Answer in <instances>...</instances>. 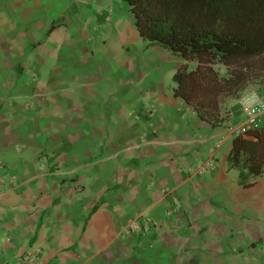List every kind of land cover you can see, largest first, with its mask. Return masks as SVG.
Returning <instances> with one entry per match:
<instances>
[{
    "label": "crops",
    "instance_id": "0c3cea01",
    "mask_svg": "<svg viewBox=\"0 0 264 264\" xmlns=\"http://www.w3.org/2000/svg\"><path fill=\"white\" fill-rule=\"evenodd\" d=\"M128 12L0 0V264H264V112L229 132L264 103V55L236 85L195 75L189 104L166 85L187 62L165 70Z\"/></svg>",
    "mask_w": 264,
    "mask_h": 264
},
{
    "label": "trees",
    "instance_id": "16d2710c",
    "mask_svg": "<svg viewBox=\"0 0 264 264\" xmlns=\"http://www.w3.org/2000/svg\"><path fill=\"white\" fill-rule=\"evenodd\" d=\"M126 2L140 37L149 46L162 47L187 62L175 71L173 82L175 97L189 104L198 89L195 75L211 80L219 74L214 67L222 65L230 74V86L236 85L248 76L243 69L252 68L254 60L264 55V0ZM190 63L196 66L190 68ZM213 106L212 100L203 103V107ZM201 117L212 121L202 112Z\"/></svg>",
    "mask_w": 264,
    "mask_h": 264
},
{
    "label": "built area",
    "instance_id": "2783aa9c",
    "mask_svg": "<svg viewBox=\"0 0 264 264\" xmlns=\"http://www.w3.org/2000/svg\"><path fill=\"white\" fill-rule=\"evenodd\" d=\"M242 104L244 105V112H245V122L239 127L236 128H230L229 132L232 134H240V135H246L249 134L252 131L259 130V123H260V117L264 112V103L260 104H253L250 102H244L242 100ZM222 141H218L217 144L213 147L209 157L207 160L199 164L195 168V174L202 175L206 170L211 169L213 167V160L214 156L217 150L221 148ZM149 228L148 224L142 225L140 223V218H137L133 221H131V224L129 226V230L133 232H139L141 230H147Z\"/></svg>",
    "mask_w": 264,
    "mask_h": 264
},
{
    "label": "rangeland",
    "instance_id": "374dc122",
    "mask_svg": "<svg viewBox=\"0 0 264 264\" xmlns=\"http://www.w3.org/2000/svg\"><path fill=\"white\" fill-rule=\"evenodd\" d=\"M120 2V12L123 13L121 15L122 20H125V16L130 15V13L128 12L129 10V6L128 3L126 2V0H119ZM152 47V46H151ZM152 53H157L158 55H160L163 60V67L165 70H169L172 67H175V65H177V67L179 66V58L175 57L174 55H172L169 51L165 50V49H156L154 51H151ZM175 72H169L166 76V85L167 86H174V82H173V75Z\"/></svg>",
    "mask_w": 264,
    "mask_h": 264
}]
</instances>
